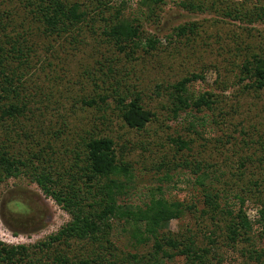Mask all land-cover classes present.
<instances>
[{"label":"rangeland","instance_id":"obj_1","mask_svg":"<svg viewBox=\"0 0 264 264\" xmlns=\"http://www.w3.org/2000/svg\"><path fill=\"white\" fill-rule=\"evenodd\" d=\"M78 1L93 12L80 35L73 37L52 36L32 26L37 8L33 1L0 0V15L11 24L9 33L26 38L17 47L23 52L11 50L10 59L15 66L21 63L19 51L29 61L23 77L19 74L28 106L18 118L0 125V153L33 160L20 166L21 174L6 179L0 165V241L34 245L71 219L33 181L32 163L40 161L35 154L43 151L59 161V171L69 170L62 177L66 181L83 141L97 134L113 138L119 160L132 166L134 189L122 200L144 205L150 199L146 190L160 187L155 197L190 205L168 230L206 248L204 264H264V226L255 222L252 230L232 241L229 216L221 209L210 211L204 197L208 191L217 192L222 209L226 198L236 203L237 212L235 194L243 195L254 204L247 211L249 218L259 217L257 208L264 198V88L252 86L241 65L254 53L264 54V0H164L153 14L141 0ZM190 3L200 7H187ZM117 9L142 24L143 40L158 37L156 49H138L131 55L116 49L103 32L114 24ZM180 25L194 30L180 35ZM12 26L16 32H11ZM110 58L113 73L107 70ZM192 74L203 77L189 84L191 92L217 94L211 108L193 109L207 121L205 128L196 124L200 134L188 127L189 121L172 118L170 86ZM133 91L155 114L142 129L126 125L118 109V93ZM87 99L98 104L89 106ZM179 135L191 140L190 147L179 151L171 140ZM109 237L117 246L118 264H187V256L174 249L173 257L153 255L154 241L139 243L123 224L112 228ZM37 253L45 261V254Z\"/></svg>","mask_w":264,"mask_h":264},{"label":"trees","instance_id":"obj_2","mask_svg":"<svg viewBox=\"0 0 264 264\" xmlns=\"http://www.w3.org/2000/svg\"><path fill=\"white\" fill-rule=\"evenodd\" d=\"M32 1L37 5L34 12L37 20L35 19L32 26L35 25L41 32L42 29L46 30L52 36L80 35L82 24L87 25V19L93 12L86 3L78 0H30ZM163 2L164 0H141L150 14H153ZM186 5L193 9L200 7L192 3ZM116 11L114 24L105 28L103 33L113 40L120 53L131 55L138 49H156L159 42L157 36L149 35L146 36V41L143 40L142 24L137 20L127 19L119 9ZM104 17L99 16L100 19ZM261 17H264V7ZM9 27H11L10 22L7 23L0 15V32H2V35L0 34V125L11 118H18L28 106L26 102L28 96L21 76L23 77L26 73L29 61L27 57L22 58L21 55L24 54H20L21 48H17L22 42L19 40L26 41V38L21 33L12 36L9 33ZM15 29L12 26L11 32H16ZM190 29L194 30L193 27L186 25L176 28L180 35L186 34ZM6 42L11 47L7 48ZM15 49H19L16 51L21 60L17 66L11 61L9 55L10 51ZM112 61L113 59L110 58L107 62V70L111 73L116 70ZM241 71H245L252 79V86L264 88V54L254 53L251 58H247L241 65ZM202 77L200 74H192L170 86L173 121L178 123L189 121L188 127L197 134L201 132L196 129V124L200 123L205 128L207 121L193 112V109L198 111L211 108L217 96L209 90L198 94L190 91L189 84ZM102 81L104 84L106 79L102 78ZM99 98L100 101L106 102V96L101 95ZM116 99L125 124L131 128H144L155 115L145 105L141 94L137 91L126 94L119 92ZM85 102L89 106L98 104L96 99H87ZM182 111L186 112L184 116L181 114ZM171 140L179 151L190 147L191 140L184 136H172ZM83 142L81 155L76 152L75 165H71L73 172L69 173L70 176L66 181V178H62L64 173L69 171L66 166H63L64 171L66 169L65 172L59 171V161L51 156L47 157L43 151L35 154L40 160L38 163L34 161L36 165L31 162L33 164L31 168L35 167V172H31L33 181L47 196L52 197L66 209L71 219L57 233L51 234L47 239L34 245L7 244L0 241V264H118L117 246L110 239L109 234L112 228L120 224H123L126 229H131L132 237L139 243L154 241L153 255L162 252L168 257H173L176 252H179L187 256V264L206 262L208 253L206 248H197L196 240L190 237L182 238L168 230L170 222L182 217L186 211L185 208L190 205L167 199L162 195L155 197L153 193L157 189L160 191V187L156 190L154 188L146 190L145 193L150 194V199L144 200V205L122 200L123 194H129V191L134 189L132 183L134 174L131 165L119 160L115 140L108 136L90 134ZM28 160L33 161L32 158L22 156L11 157L7 151H2L0 153L1 177L6 179L21 174L20 166L28 165ZM204 197L210 211L221 209L223 214L229 216L231 222L227 224V229L232 241H237L242 233L247 234L252 230L255 222L264 226V198L260 200L261 204H258V219L252 221L247 211L254 204H250L249 199L243 195L235 194L237 205H239L237 212L234 208L235 199L232 203L225 198V206L222 209L220 195L217 192L208 191ZM172 249L176 252L171 251ZM37 251L45 254V261L42 260L43 255L38 256ZM132 256L137 257L135 254Z\"/></svg>","mask_w":264,"mask_h":264}]
</instances>
